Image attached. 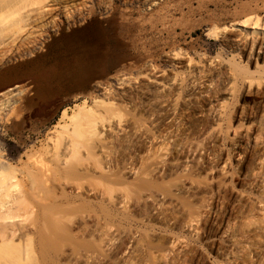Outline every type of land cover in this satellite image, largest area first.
<instances>
[{"label":"rangeland","instance_id":"374dc122","mask_svg":"<svg viewBox=\"0 0 264 264\" xmlns=\"http://www.w3.org/2000/svg\"><path fill=\"white\" fill-rule=\"evenodd\" d=\"M108 2L86 20L91 63L65 65L62 37L85 25L65 18L49 40L11 47L0 60V93L12 90L0 112L4 158L30 166L28 153L50 165L65 135L76 142L58 186L66 180L68 205L57 198L50 239L38 221L35 255L13 263L264 264V38L263 53L251 50L259 36L234 26L262 17L264 0ZM82 104L104 151L91 147L98 141L82 132L84 119L76 133L58 126L73 127L62 112ZM16 177L28 187L26 175ZM33 219L41 212L25 214L24 224Z\"/></svg>","mask_w":264,"mask_h":264},{"label":"bare ground","instance_id":"6f19581e","mask_svg":"<svg viewBox=\"0 0 264 264\" xmlns=\"http://www.w3.org/2000/svg\"><path fill=\"white\" fill-rule=\"evenodd\" d=\"M87 1H90L92 3V5L87 7L88 6ZM107 3H109L108 0H0V60L4 59L6 57H9V56H6V54L9 55V53H12V51L10 52L8 50L11 47L13 48V47H16L18 45L25 44V43L28 46H29L28 43H33L34 45H36L37 43L42 42L40 40H42L43 38L46 39V36H45L46 34H47V39L49 40L48 31H50V28L55 27L56 30L58 31L60 29L59 27L61 26L62 18H65V20L67 22L72 21V22L76 23V21L77 22L80 21L79 24L82 23V25L85 22V25L83 28L76 30L72 33L66 34L62 37V42H63V45L65 47L66 54H68V56H69V59L67 58L65 61L66 62L65 65L66 66H69V65L70 66H72V65L77 66V64L91 63V61H92L91 60V52L89 50L91 47V43L94 42L95 38L93 37L92 31H90V28L92 27L93 24H92V22H87L86 20L89 19L95 13V11L97 10L98 7H100V6H105V7L107 6L108 7ZM234 26H236V29H240V31H242V33L245 35H249L252 37L253 36L254 37L259 36L258 38H260V39H258L256 37L258 39L257 41L252 38L255 41L252 43L251 50L252 49H258L259 51L261 50V52L263 53V50L261 48L263 47L262 38H264V15L262 17L258 16V14L253 15V16H248L242 20H238V21L234 22ZM91 30H92V28H91ZM244 36H243V38H244ZM245 37H248V36H245ZM43 42H45V41L43 40ZM251 42H249V45H251L250 44ZM23 46H25V45H23ZM28 46H26V48ZM43 46H44V44H43ZM29 47H32V46H29ZM33 48H31V49L29 48L28 50H30V51L35 50ZM17 49H19V48H17ZM17 49H16V51H18ZM20 49H22L21 46H20ZM20 49H19V51H20ZM7 51H9V52L7 53ZM19 51H18V53H19ZM14 53H15V51H14ZM10 55H13V54H10ZM33 56H35V55H33ZM256 56L260 57V54H258ZM252 58L250 56V58L248 57L247 59H252ZM249 62H250V60H249ZM246 63H248V62H246ZM250 64H251V62H250ZM256 64H258V61ZM256 64H255V67H256ZM17 65H19V64H17ZM262 65H264V63ZM262 65H261V67H263ZM42 69H44V68H42ZM27 72L23 73L22 71L19 70L17 72V74L19 76H27V74H28ZM29 72H31V71H29ZM33 72H34V70H33ZM50 72H51V76H54L53 72L51 70H50ZM262 73H264V71ZM10 76H11V74H10ZM261 76H264V75H261ZM6 78H5V80H6ZM156 85H157V88L163 87V85H161L159 82H157ZM11 94H12V90H8V91H4V92L0 93V112H1V110H3L6 107L7 103L10 102V101L8 102V100L11 99V98L9 99V96ZM95 102H97V101H95ZM218 106H219V108L220 107L222 108L223 103H220ZM84 108H85L84 104L76 105V108L72 111L71 115H68L65 113V111H63L61 118L62 119L68 118V120H70L73 123V127L68 129L67 125H63V124L60 125V123L57 122V123H59L58 126L60 128H62V131L64 129L68 134L76 133V132H78L76 129L77 124L82 119H84V123L82 124V132L83 133H89V134H92L95 136V138L97 139L96 141H98V142H95V143L92 142L93 144L91 143L92 146L91 145L90 146L93 149H97L99 151V150L103 149L102 148L103 145L101 144V139H100V133L98 131L99 125H97L95 122H92V120L88 119L87 114L85 113L87 110L85 111ZM219 108L216 110V112H219ZM87 113H89V111ZM91 116H94V114L93 115L91 114ZM62 119H60V120H62ZM61 122L63 123L64 121H61ZM99 124H100V122H99ZM66 132H63V133H66ZM80 132H81V130H80ZM63 136H64V134H63ZM65 136L67 137L66 142L62 138V140H63L62 142H65V144H64L65 146L59 145L63 148L59 149L58 147H56V148H54V150L49 152L50 165L54 164L53 166L55 168L51 167L52 165L50 166L48 164V162H47L48 160H46V162H44L45 159H44V161H43V159L38 161L39 157H37V156H40V155L36 156L34 154H31V153H30L31 155H29L28 153L26 154V156H27L26 159H28L29 161L31 160V163L29 162L30 166L27 165V163H28L27 160H26L27 163H24L25 160L23 161V158H22V159H19L18 162L20 163V161H22L21 163L26 164V165L18 167V165H16V163L14 164L13 162H9L8 160H6V158H4V155L0 151V264H11V263L14 264L16 261L25 260L31 256H34L36 253V250L33 246V241H34L36 233L38 231H40L42 228L41 232L42 233L44 232L43 235H44L45 240L50 239V236H51V232H50V225L51 224L50 223H51V220L53 219L52 215L54 213V207H56L55 203L57 202V198L60 196H63L64 198H62V200L65 199L64 201H67L66 203L68 205V198H67L68 196L64 192V190H66L64 187V186H66V180L64 181V183H65V185L63 186L64 188L58 187V186L61 185V178L66 177L65 179H67V176H63V174L65 175V173L67 172V171L64 172V170H67L64 168H66V167L68 168V166L66 165V162L70 163L69 161H66L67 157H68L67 152H69V150H70V149L68 150V146L70 145L71 147H73V145L75 146L76 142L74 140L75 138L72 140L75 142V144H74V142H71L70 140H68V137L71 138L72 135H69V136L65 135ZM60 140H61V138H60ZM68 141H70L72 145ZM103 142H105V141H103ZM58 144L59 143H57L56 145H58ZM190 146L192 147V149L194 151H196L199 147V143L198 142L191 143ZM47 147L49 148V146H47ZM76 148H74V149L76 150ZM104 148H105V146H104ZM66 149L68 150L67 152H66ZM88 149H87V151L90 150V149L89 150ZM47 150H45L46 153H48ZM75 150H74V152H75ZM78 150H82V149L77 148V151ZM82 151H84V150H82ZM103 151H104V149H103ZM93 152H95V151H93ZM77 153L78 152H76V155H77ZM87 153L89 154V152H87ZM72 154L73 153H71L70 155H72ZM95 154H97V152ZM33 155L36 157H33ZM35 158H38V160L37 159L35 160ZM80 158H82V156ZM79 161H80V159L77 161L78 164H77L76 168H78V167L81 168L80 166H78ZM72 164H74V163H72ZM64 166H66V167H64ZM72 167L69 166V169H71ZM96 167H97V165H96ZM99 168H100L101 173L105 169V168L102 169L101 167H99ZM99 168H96V169L94 168V169L97 171ZM55 170L57 172L56 175H60L59 176L60 178L58 180H56V184H54L55 183L54 180L56 178L53 179L54 183H52V181H51L52 180V178H51L52 173H54V174L56 173V172H54ZM74 170H76V169L74 168ZM74 170H70V171L73 172ZM78 170H76V172H74V173L79 174L80 172H78ZM17 172H18V174L23 173L24 175L27 176L26 177L27 183L29 181V185L27 188H25V187L23 189L19 188L20 184L18 183V179L16 177ZM86 172H88V170ZM107 172H106V174H107ZM84 173H85V171H84ZM84 173H83V175H84ZM87 174L89 175V173H87ZM83 175H82V177H83ZM75 176H77V175H75ZM52 177H56V176L54 175ZM82 177H78V178L80 179ZM84 177H87V176L85 175ZM92 177H94V175ZM72 178H73V175H72ZM79 179H77V180H79ZM80 181H78V183L76 184L77 186L83 184V183L79 184ZM71 182H67V183L71 184ZM73 182H72V184H73ZM75 182H77V181H75ZM38 183H41V185L43 186V190L41 188L42 195L40 197H38V194L36 193V189H37L36 185ZM80 187L81 186H79V188ZM41 190H39V191H41ZM76 191H77V189H76ZM69 192H70V190H69ZM60 202H62V201H60ZM60 202L58 200V204ZM71 203H72V201H71ZM63 205H65V204H63ZM61 207H62V205H61ZM75 207H77V206H75ZM56 208L58 209V207H56ZM38 211L41 212V220L33 219V221L29 223V225L24 224L25 223L24 222L25 214H27V213L36 214V212H38ZM36 218H38V217H36ZM38 221H40L41 225H43L42 227L40 225V230H39V227H37L39 225V224H37ZM37 235H38V233H37ZM164 262H165V259L162 258L161 264H164Z\"/></svg>","mask_w":264,"mask_h":264}]
</instances>
